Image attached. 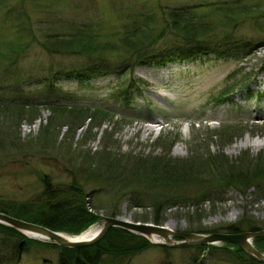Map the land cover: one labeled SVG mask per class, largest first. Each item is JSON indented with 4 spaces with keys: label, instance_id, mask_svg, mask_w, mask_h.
Listing matches in <instances>:
<instances>
[{
    "label": "rangeland",
    "instance_id": "374dc122",
    "mask_svg": "<svg viewBox=\"0 0 264 264\" xmlns=\"http://www.w3.org/2000/svg\"><path fill=\"white\" fill-rule=\"evenodd\" d=\"M237 8L248 13L229 32L224 22ZM177 10L207 28L212 37L203 40L217 48L215 52L234 53L237 59L224 58L223 53L222 58L215 54L201 56L185 66L189 70H181L178 65V70L130 68L125 63L118 75L117 70L107 78L79 84L65 78L50 92L42 84H35L37 79L26 83L16 94L34 98L28 100L41 105L16 107L8 102L9 107L0 109V130L6 135L4 144H0L1 200L36 201L43 189L40 178L48 175L53 184L73 182L81 187L86 200L91 198L96 207L88 206L98 215V221L122 217L153 224L154 211L134 207V200L151 205L174 196L177 205L163 206L158 214L162 226L169 223L175 232L225 233L229 227L250 233L264 230V179L260 177L248 181L249 188L223 182L227 186L221 194L206 192L208 197L193 199L202 192L195 187L202 179L208 180L203 171L197 175L198 183L188 187L190 191L172 185L169 189L148 187L143 183V173L132 175L130 171L139 165L147 167L150 162L160 161L157 165H161L169 159L188 160L193 156L224 157L232 162L259 157L254 171L257 165L264 170V0H0V70L6 69L4 59L11 48L28 44L17 64L6 69L12 70V75L0 79V91L9 88L6 96L14 98L10 79L18 74L36 70L41 78L48 70L93 64L82 55L47 53L41 44L48 36L63 40L75 33L93 35L102 48L97 55L109 58L112 65L123 55L107 50L110 44L146 25L148 32L156 34L164 29L165 34L144 54L155 50L161 55L170 49L187 54L191 48L167 25L171 15L179 13ZM19 16L28 20L23 32L16 29ZM131 85L130 101L116 96L117 91ZM44 101L49 104L44 105ZM34 118L37 120L29 123ZM205 120H213V125L205 126ZM213 160L210 167L218 158ZM213 183L216 180L209 186ZM253 227L257 231H251ZM258 239L251 244L264 254ZM209 246L213 248L153 247L129 264H261L244 257L242 261L236 259L232 245H224L229 254L217 250L223 244ZM58 253L50 246H32L18 264H41L44 258L51 261L48 264H57Z\"/></svg>",
    "mask_w": 264,
    "mask_h": 264
},
{
    "label": "trees",
    "instance_id": "16d2710c",
    "mask_svg": "<svg viewBox=\"0 0 264 264\" xmlns=\"http://www.w3.org/2000/svg\"><path fill=\"white\" fill-rule=\"evenodd\" d=\"M177 11L179 12L177 15H171L169 24L172 26L169 24L167 25L171 32L173 30L174 35L179 36V39L183 41L184 45L191 48L189 53L184 54L180 49L176 51L170 49L169 51L161 52V55H158L155 50H151L144 54V52L149 51L152 46L162 39L165 34L164 29L159 30L156 34L154 32H148L145 30L146 25L144 27H139L141 29H137L136 31L132 30L127 32L122 38L118 39L117 43L110 44L107 50L119 51L123 55V58L119 60L117 64L113 62L112 65L109 63V58H105L101 54L97 55L102 48L96 43V37L93 35H78L75 33L63 40L48 36L45 38V42L41 44V47L47 53L67 56L82 55L92 59L93 64L88 63L85 66L75 69L61 68L57 70H48L46 75L41 76V78L38 77L39 71L36 70H33L32 73L18 74L16 77L12 76L10 81L13 87H15L14 92H12L14 98L6 96L9 88L0 91V109L9 107L7 105L8 102L9 104L13 103L16 107L35 106V104L41 105L38 102H34V100H28L34 98L16 94L23 85L33 82V79H37L34 81L35 84H42L47 89L46 92H50L55 89L54 87L57 81L65 78L74 79L76 83L79 84L85 80L89 81V79L107 78L112 72L117 70L119 72H116V75H118L120 70L124 68L125 63L129 64L130 68L134 65L165 70L171 65H174L175 69H177L175 65L181 68L185 64L197 62L201 56L208 57V55L211 54H215L222 58L223 53L224 58L234 57L237 59L234 53L227 54L220 50V53L215 52L214 49L217 48L207 44L206 41L204 42L203 40L205 37H209L210 39L212 37L205 31L207 28L198 24L192 16H186V13L182 10ZM242 11L244 12L242 13ZM233 12L235 13L227 17V21L224 22L229 32L237 25V21L240 17L248 13V10L237 8ZM252 13H255V11ZM17 21L16 29L18 32H23L24 29H27L28 20L26 18L20 19L19 16ZM91 45L95 48H92ZM27 46L28 44L22 45L20 48H11V53L4 59L6 69L17 64L19 58L23 56L24 51L27 49ZM241 51L242 50H239V53H241ZM124 54H126V56H124ZM6 69L0 70V79L5 78V76L9 77L10 73L12 75V70ZM131 87L132 85L129 88L117 91L116 96L118 98L122 97L126 102L130 101L133 96ZM0 89H2L1 83ZM20 100L25 102H20ZM43 103L44 105L49 104L48 101H44ZM65 108L66 107H63V109ZM21 118H19V121ZM36 118L32 119L29 123H33V121L37 120ZM70 124L75 133L76 128L74 129V122L71 121ZM16 126L18 127V124H16ZM5 139V133L0 130V144H4ZM204 157L205 156H193L188 160L169 159L164 162L165 164L161 165H157L160 161L157 164H155V162H150V165L147 167L139 165V167L134 168V171L132 169H130V171H132V175H141L143 173V183L148 187L158 185L168 188V186L170 187L172 185L175 189H180V187L182 189H188L189 186L194 187L198 183H195L196 179L198 180V174L203 171V174L208 176V180L202 182L204 180L202 179L199 185L195 187L196 189L200 188L202 192L199 196L193 197V199L197 197H208V194H221L224 187L227 186L223 184V182H232L236 187L244 186L245 188H249V186L247 187L246 185L248 181H254L259 177L260 179H264V170H261L260 166H255L256 170L254 171V162L259 160V157L250 159L249 161L243 159L236 162H232L224 157L219 158L217 156H211L213 157H210L211 159H205ZM207 157H209V155ZM217 158L216 165L210 167V162ZM122 169L124 171L127 170L126 167ZM136 180L140 182V179ZM215 180L216 183L209 186L210 181L213 182ZM40 182L42 183L43 189L36 201L15 203L13 200L4 202V200L0 199V212L16 219L46 227L52 231H64L77 235L99 220L98 215L88 210V206L92 209L96 208L91 204V198L86 200L83 189L75 183L72 182L66 186L53 184L48 175H43V177L40 178ZM89 196L91 197V194H89ZM169 197L172 198V201ZM169 197H163L157 203L151 205H144L140 203L139 200L137 201L135 199L133 202L134 205L133 203L132 205L141 209L151 208L154 211L153 224L162 225L158 214L160 209L166 205L170 207H173V204L177 205L176 201L173 199L174 196ZM182 199L185 198L182 197ZM138 222L146 223L147 220ZM239 231L237 227H229L224 232L240 233ZM251 231L257 230L253 227ZM257 241L263 245L262 248L264 250V237L259 238ZM224 245L225 244L217 250L229 254V250ZM229 245L236 248V252H234L236 259H241L242 261L244 257L245 259L251 260L243 254L238 247L233 244ZM32 246L37 248L41 246H50L58 250L60 258L58 264H123L124 261L125 264H129L130 260L135 256L150 248L156 247L141 236L134 235L123 229L112 228L107 231L99 242L92 246L74 249L61 248L55 245H46L30 240L13 228L0 224V264H18L21 255L29 251V248ZM207 247L208 249L213 248L207 245L195 247V249L201 250V248L204 249Z\"/></svg>",
    "mask_w": 264,
    "mask_h": 264
},
{
    "label": "water",
    "instance_id": "95a60500",
    "mask_svg": "<svg viewBox=\"0 0 264 264\" xmlns=\"http://www.w3.org/2000/svg\"><path fill=\"white\" fill-rule=\"evenodd\" d=\"M0 224L13 228L28 239L42 243H48L61 248H84L99 242L103 236L112 228H119L128 231L134 235L141 236L150 244L163 248L184 249L199 246H209L216 244H233L243 253L257 263L264 264V254L256 250L251 240L264 237V230L259 232H240V233H208L196 234L187 232H175L166 226H158L148 223L133 222L122 217H104L94 225H101L99 231L94 237L84 241H69L62 233L52 231L46 227L32 224L20 219H16L0 212ZM90 226L89 228H91ZM88 228V229H89ZM86 229V230H88ZM85 230V231H86ZM84 231V232H85ZM83 233V232H82ZM81 233V234H82ZM28 234L43 237L38 239ZM79 236V235H78ZM47 260L43 259V263Z\"/></svg>",
    "mask_w": 264,
    "mask_h": 264
},
{
    "label": "bare ground",
    "instance_id": "6f19581e",
    "mask_svg": "<svg viewBox=\"0 0 264 264\" xmlns=\"http://www.w3.org/2000/svg\"><path fill=\"white\" fill-rule=\"evenodd\" d=\"M167 227H171L169 223H166ZM101 225L97 224L92 226L91 228H89L88 230H86L85 232H83L82 234H80L79 236H69V235H64L69 241L71 242H76V241H84V240H89L92 237H94L96 235V233L99 231ZM29 236L38 238L43 240V237L40 236H36L34 234H28Z\"/></svg>",
    "mask_w": 264,
    "mask_h": 264
},
{
    "label": "flooded vegetation",
    "instance_id": "af4514ba",
    "mask_svg": "<svg viewBox=\"0 0 264 264\" xmlns=\"http://www.w3.org/2000/svg\"><path fill=\"white\" fill-rule=\"evenodd\" d=\"M60 258H59V253H58V260H59ZM74 262V261H73Z\"/></svg>",
    "mask_w": 264,
    "mask_h": 264
}]
</instances>
